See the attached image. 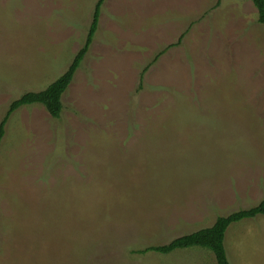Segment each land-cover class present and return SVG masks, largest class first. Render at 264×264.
Instances as JSON below:
<instances>
[{"label":"rangeland","instance_id":"374dc122","mask_svg":"<svg viewBox=\"0 0 264 264\" xmlns=\"http://www.w3.org/2000/svg\"><path fill=\"white\" fill-rule=\"evenodd\" d=\"M96 1L0 0V120L64 72ZM61 101L57 118L24 105L4 126L0 264H216L200 247L135 251L264 199L251 0H104ZM224 244L230 264H264V216Z\"/></svg>","mask_w":264,"mask_h":264},{"label":"trees","instance_id":"16d2710c","mask_svg":"<svg viewBox=\"0 0 264 264\" xmlns=\"http://www.w3.org/2000/svg\"><path fill=\"white\" fill-rule=\"evenodd\" d=\"M103 2L104 0L96 1L84 42L74 54L64 72L50 82L45 88L38 91L25 92L10 103L6 113L0 120V141L4 135V126L7 119L10 114L20 106L40 104L50 116L54 118L59 117L63 107L61 101L62 95L65 93L75 71L89 50L98 26V17ZM251 2L257 11V21L264 24V0H251ZM144 71L145 69H143V72ZM143 72L140 75L139 87L141 86ZM258 216H264V199L249 208L233 211L224 216H217L210 226L180 235L164 244L149 245L142 249H137L135 252L138 254H145L148 252L168 254L175 250L200 247L213 254L216 264H230L224 246L225 232L227 228L232 223L245 219H253Z\"/></svg>","mask_w":264,"mask_h":264}]
</instances>
